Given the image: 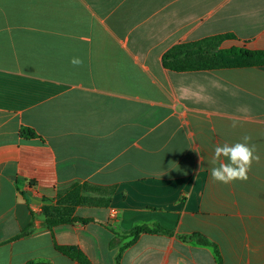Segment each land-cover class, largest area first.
Returning a JSON list of instances; mask_svg holds the SVG:
<instances>
[{
    "label": "crops",
    "instance_id": "crops-1",
    "mask_svg": "<svg viewBox=\"0 0 264 264\" xmlns=\"http://www.w3.org/2000/svg\"><path fill=\"white\" fill-rule=\"evenodd\" d=\"M222 35L264 51V0H0V264H85L71 247L87 264L122 248L119 264H217L181 239L196 233L223 264H264V66L164 65ZM246 136L248 179L214 181V148ZM53 208L90 222L49 227ZM154 224L173 234L126 248Z\"/></svg>",
    "mask_w": 264,
    "mask_h": 264
},
{
    "label": "trees",
    "instance_id": "trees-1",
    "mask_svg": "<svg viewBox=\"0 0 264 264\" xmlns=\"http://www.w3.org/2000/svg\"><path fill=\"white\" fill-rule=\"evenodd\" d=\"M231 38L232 36L230 35H222L198 42L177 45L164 55V65L167 69L175 72L212 71L220 69L264 66L263 50H252L245 46L222 48V44ZM21 135L22 137L28 139L38 137L37 133L33 129L27 127L22 128ZM45 213L49 227L60 224L90 222V220L72 217L73 211L67 209H46ZM142 234L172 235L173 232L164 229L158 224L137 225L130 231L125 232V238L130 240L126 248L135 243ZM181 239L185 241H193L202 247L211 248L216 255L217 264H223V257L219 246L206 236L196 233L190 236H181ZM124 250L125 248H122L116 259V264L120 263ZM64 251L72 258L87 264L85 257L76 248H66Z\"/></svg>",
    "mask_w": 264,
    "mask_h": 264
},
{
    "label": "clouds",
    "instance_id": "clouds-1",
    "mask_svg": "<svg viewBox=\"0 0 264 264\" xmlns=\"http://www.w3.org/2000/svg\"><path fill=\"white\" fill-rule=\"evenodd\" d=\"M74 66H79L82 61L73 58L70 61ZM250 137H244L242 142L229 145H217L211 161L208 163L211 167V178L214 181L229 184L235 181H246L248 173L254 161L259 160V156L255 154L254 148L249 145ZM221 157L226 158L224 162Z\"/></svg>",
    "mask_w": 264,
    "mask_h": 264
}]
</instances>
